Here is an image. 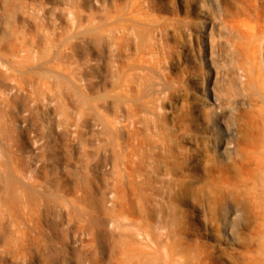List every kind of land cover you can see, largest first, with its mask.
I'll return each mask as SVG.
<instances>
[{
  "label": "rangeland",
  "instance_id": "1",
  "mask_svg": "<svg viewBox=\"0 0 264 264\" xmlns=\"http://www.w3.org/2000/svg\"><path fill=\"white\" fill-rule=\"evenodd\" d=\"M0 3V264H264V0Z\"/></svg>",
  "mask_w": 264,
  "mask_h": 264
},
{
  "label": "bare ground",
  "instance_id": "2",
  "mask_svg": "<svg viewBox=\"0 0 264 264\" xmlns=\"http://www.w3.org/2000/svg\"><path fill=\"white\" fill-rule=\"evenodd\" d=\"M1 6L2 5L0 3V9H1ZM203 31H205V30H203ZM87 32L88 31H86V33ZM80 34H83V32ZM92 34H94V35H92ZM92 34H91V36H94V40L99 39V36H101V34L97 33V32H94ZM208 35H210L209 31H208ZM108 42H109V46L112 47V51H113V53H112L113 54V57H112V59H113V69L112 70L113 71L112 72H113V79L115 80L114 81L115 87H117L118 89H120L122 87L121 92L126 91V94H128L127 92H129V90L131 89V86L133 84H136L135 87H136L137 91L134 93H132L131 91L130 92L137 97H142L145 95L148 96V95H150V93L151 94H157L158 92L156 93V91L159 90V88H160L159 86L162 83V81L159 80V78L157 76H153L152 78L147 79L151 75V74L149 75V73H152V67H150L147 64L148 60H146L145 58L146 57L151 58V56H148L151 53H149L147 56H145V58H144V55L143 54L141 55V53H140V57H139L137 62L135 61L134 63H128V61H127L125 64H120L118 62V57L120 54L119 36L118 37H116V36L110 37V40ZM7 47L9 49L10 53L14 54V51H15L14 50V48H15L14 43L8 44ZM149 47H151V44L148 41V38H146V37H143V38L133 37L132 39L126 38L125 50L127 52L125 54L127 57H129V55L132 53V50H134L133 51L134 53L137 52V54H139L140 51L143 52V50L145 51L144 53H146L145 49H147ZM0 51H1V47H0ZM150 61H148V62H150ZM208 65L212 68L213 71L216 70L211 62ZM2 71H0V72L2 73ZM2 75H3V78L5 79L4 76L7 77L8 74H5L3 72ZM162 87L163 86H161V88ZM155 89H156V91H155ZM133 91H134V89H133ZM160 91H162V90H160ZM130 92H129V95L131 94ZM152 92H154V93H152ZM211 97H212V102H211V106L209 107V110L212 114L211 120L214 123L216 121L217 116H220L218 114V112H220V110H219V105H218L216 96L212 93ZM129 125H131V124H129ZM133 125H134V123H133ZM115 127H118V126H115ZM235 137H236V133L230 124L224 125L223 127L218 126L216 129V141L214 142V147L217 149L216 151L218 153L228 155V156H230L231 154L237 153L238 147H237L236 143L234 142Z\"/></svg>",
  "mask_w": 264,
  "mask_h": 264
}]
</instances>
